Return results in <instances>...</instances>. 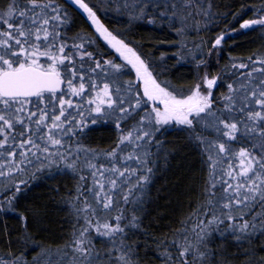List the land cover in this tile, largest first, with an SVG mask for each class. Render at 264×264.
I'll return each mask as SVG.
<instances>
[{
	"label": "snow or ice",
	"instance_id": "snow-or-ice-1",
	"mask_svg": "<svg viewBox=\"0 0 264 264\" xmlns=\"http://www.w3.org/2000/svg\"><path fill=\"white\" fill-rule=\"evenodd\" d=\"M69 7L115 57L83 31L68 35ZM214 7V0H0V264H143L150 246L142 258L133 237L149 235L141 227L147 187L156 160L181 147L198 152L208 178L196 211L157 240L161 264H264V43L210 75L208 58L219 64L225 35L209 45L189 33L209 30ZM249 11L239 32H258L264 42V0L232 18ZM145 24L177 36L176 65L192 66V83L169 79L165 58L135 39ZM109 123L113 147L85 143ZM56 176L76 183L62 198L70 230L52 248L30 231V224L47 231L41 215L30 209V221L17 208L32 182ZM217 236L231 237L238 252L213 248Z\"/></svg>",
	"mask_w": 264,
	"mask_h": 264
},
{
	"label": "trees",
	"instance_id": "trees-1",
	"mask_svg": "<svg viewBox=\"0 0 264 264\" xmlns=\"http://www.w3.org/2000/svg\"><path fill=\"white\" fill-rule=\"evenodd\" d=\"M64 3V0H60ZM87 2V0H86ZM260 0H214V11L219 15L214 17V23L209 30H201L198 34L190 32L189 38L198 41L201 37L205 41L211 42V39L224 34L225 39L222 42V50L219 54V64L217 65L216 57L213 55L208 58V71L210 75L217 74L220 69L229 63V56L243 58L251 55L261 48L262 43L259 41L258 32H249L247 34L239 32V24L243 19L252 18L251 11L243 15L238 21H234L232 14L239 12L241 5H254ZM67 6V5H66ZM74 17V23L68 35L81 32L87 33L97 41V45L102 52L111 53L109 58L117 54L107 46L106 42L98 37L94 28L89 26L86 19L72 7L68 8ZM123 19L121 17H113ZM102 20L108 24V20L102 16ZM110 26V25H109ZM119 27L120 25H116ZM236 31H233V30ZM135 39L143 43L146 49L153 52L159 59L165 58L166 66L170 69L169 79L175 83L189 84L193 82L194 72L190 64L178 66L174 53L177 48L174 42L177 36L167 27L160 28L152 25H141L135 29ZM191 47V44L189 45ZM117 62H119L117 60ZM219 91H224L220 89ZM214 94H218L214 93ZM112 124H98L88 133L85 143L92 148L110 149L114 146V134ZM175 136H168V141H176ZM168 149H174L176 145L166 144ZM153 167V165H149ZM208 178L206 166L198 154L188 148H179V150L170 152L167 160L158 159L154 166V175L146 191V205L141 216V227L149 234L138 232L133 239L138 241V249L142 258L145 257L144 245L147 243L150 247L146 252V258L143 264H161V258L156 254L155 244L159 238L171 237L174 230L181 227V221L185 220L189 214L196 211L198 206L203 202V191L205 182ZM76 182L70 176H56L55 178H44L32 182L27 192L26 198L23 199L17 211L29 217L30 209H35L42 217L43 226L47 231L37 233V228L30 224V231L37 235V239L46 246L56 248L65 241L66 233L70 230L68 223L69 209L62 203V198L70 195L68 189H73ZM56 189L59 191L57 192ZM140 215V213H137ZM10 228L18 229L21 223L14 216L5 217ZM261 237L258 235L254 243L259 244ZM223 244L227 247L229 253L238 252L236 244L231 237L227 239L216 237L211 245L215 248ZM99 246V245H98ZM247 245H245L246 247ZM264 255V251L260 252ZM36 252H33L28 259L31 260ZM56 258L55 256L53 259Z\"/></svg>",
	"mask_w": 264,
	"mask_h": 264
},
{
	"label": "rangeland",
	"instance_id": "rangeland-1",
	"mask_svg": "<svg viewBox=\"0 0 264 264\" xmlns=\"http://www.w3.org/2000/svg\"><path fill=\"white\" fill-rule=\"evenodd\" d=\"M192 32H195V31H192ZM41 62H44V58H42V61ZM129 78H132L134 79L133 77H125V79H129ZM224 91H226V89H224ZM73 99H76V98H73ZM148 201V199H145V202H144V205H146V202ZM56 258H54L53 260H55Z\"/></svg>",
	"mask_w": 264,
	"mask_h": 264
},
{
	"label": "flooded vegetation",
	"instance_id": "flooded-vegetation-1",
	"mask_svg": "<svg viewBox=\"0 0 264 264\" xmlns=\"http://www.w3.org/2000/svg\"><path fill=\"white\" fill-rule=\"evenodd\" d=\"M133 78H134V76H133ZM109 128H112V130H113V134H114V144H115L116 136H117L116 130H115V128L112 125Z\"/></svg>",
	"mask_w": 264,
	"mask_h": 264
}]
</instances>
